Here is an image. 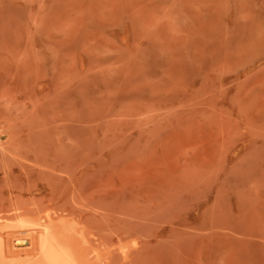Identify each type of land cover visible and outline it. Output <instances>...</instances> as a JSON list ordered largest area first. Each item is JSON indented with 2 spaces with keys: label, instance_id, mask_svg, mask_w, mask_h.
<instances>
[{
  "label": "rangeland",
  "instance_id": "1",
  "mask_svg": "<svg viewBox=\"0 0 264 264\" xmlns=\"http://www.w3.org/2000/svg\"><path fill=\"white\" fill-rule=\"evenodd\" d=\"M46 211L264 264V0H0V216Z\"/></svg>",
  "mask_w": 264,
  "mask_h": 264
},
{
  "label": "bare ground",
  "instance_id": "2",
  "mask_svg": "<svg viewBox=\"0 0 264 264\" xmlns=\"http://www.w3.org/2000/svg\"><path fill=\"white\" fill-rule=\"evenodd\" d=\"M23 213L13 215L14 219L0 216V264H110L115 251L127 258L139 243L131 233L110 240L111 245L102 248V238L87 232L71 215ZM15 238L28 245H16Z\"/></svg>",
  "mask_w": 264,
  "mask_h": 264
}]
</instances>
